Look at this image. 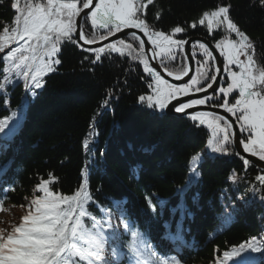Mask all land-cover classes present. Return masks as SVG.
Instances as JSON below:
<instances>
[{
    "label": "snow or ice",
    "instance_id": "obj_1",
    "mask_svg": "<svg viewBox=\"0 0 264 264\" xmlns=\"http://www.w3.org/2000/svg\"><path fill=\"white\" fill-rule=\"evenodd\" d=\"M252 2L256 4L257 0ZM3 3L4 0H0V4ZM9 3L13 18L0 27V53H4L0 57L3 61L0 93L5 96L4 103L9 105L8 86L22 81L25 95L20 108L0 120V142L12 140L25 119L29 96L35 99L36 90L44 86L43 77L55 72L56 66L60 65L62 45L71 42L92 54L84 59L93 65L102 62L105 57L111 58L113 54L138 61L150 90L148 94L138 96V104L161 114L169 110L171 104V110L187 116L195 127L208 129L210 135L206 147L209 158L239 155L247 168L252 161L234 151L238 139L243 153L264 161V63L256 57L257 42L232 17L231 4L218 3L203 10L187 27L176 25L165 32L156 29L145 19V10L153 0H9ZM258 4L264 8V0H258ZM159 17L157 13L156 18ZM198 26L207 30L214 43H192L193 49L198 46L203 57L196 60L195 74L190 75L188 67L189 60L196 59L195 51L191 58H182L178 69H170L169 65L177 60L188 44L181 34L186 33L188 28L196 29ZM126 29L137 30L125 32V36L138 41V48L124 38L101 44ZM138 33H142L147 40ZM218 33L222 35L216 39ZM80 41H83V45L101 46L84 48ZM146 44L152 46L151 56L159 60L160 68L150 62L146 55ZM212 48L219 53V57L214 56ZM221 57L222 69L218 66ZM161 69L176 81L189 78L180 85L169 83L163 78ZM215 83L221 86L213 88ZM208 89L213 90L212 96L205 95L187 102L180 100V97H187L193 92L206 93ZM233 94L237 95L233 98ZM112 95L109 90L101 108L109 106ZM172 101L177 103L172 104ZM210 101L217 103L209 104ZM206 104L222 108L234 118L235 124L212 111H188ZM93 127L90 125L84 144L86 152L98 135L91 130ZM234 128L239 129V137ZM8 146V143H0V149L6 150ZM204 155L197 152L189 157L188 179L183 187L177 188V194L181 197L201 177L199 168ZM92 163L91 158L86 161L81 169L78 187L71 194H64L54 187L59 178L53 172L47 173V178L37 177L31 197H25L27 203L11 206L24 209L19 223L0 221L8 224V228H0V264H183L178 256L161 254L156 250V246L128 216L124 207L126 200H113L115 211L100 205L99 217L89 210L90 205L99 204L90 189L89 165ZM10 164L11 161L0 166V175ZM138 171L133 169L136 175ZM229 179L237 181L235 174ZM255 180L260 187L249 191L261 192L259 198L264 201V174L257 175ZM9 191H15L14 184L0 187V212L11 210L5 206V201L10 199L7 196ZM145 199L153 214L157 213V206L160 214L163 213L167 201L154 203L150 197ZM177 210L183 217L186 211L183 202L172 211L175 213ZM227 219H231L230 213ZM125 236L129 238L123 239ZM178 238V235L173 237L170 231L161 237L162 240ZM261 251H264V239L253 237L225 251L223 260L218 259L216 264L227 261H231V264H253L248 254Z\"/></svg>",
    "mask_w": 264,
    "mask_h": 264
},
{
    "label": "trees",
    "instance_id": "obj_2",
    "mask_svg": "<svg viewBox=\"0 0 264 264\" xmlns=\"http://www.w3.org/2000/svg\"><path fill=\"white\" fill-rule=\"evenodd\" d=\"M218 3L231 4L232 17L257 42L256 57L264 63V8L258 0L256 4L252 0H153L145 10V19L166 32L176 25L187 27L203 10ZM12 18L9 0H4L0 4V27ZM198 31L196 28L189 33ZM85 56L92 54L71 42L62 45L60 65L43 77L44 86L36 90L35 99L29 96L22 125L8 148L0 149V166L11 161L0 175V187H15L7 193L10 199L5 206L22 209L11 206L27 203L25 197H31L37 177L47 178L49 172L59 178L54 187L71 194L78 187L81 169L91 158L90 189L99 204L90 205L89 210L99 217L100 205L115 211L112 201L126 200L128 216L161 254L176 255L183 264H216L223 260L225 251L253 237L263 239L262 193L249 191L260 187L255 177L262 173L250 168L251 164L246 168L234 155L206 157L199 168L201 177L181 197L177 188L188 179L189 157L203 149L208 151L210 134L189 119L165 116L138 104V96L150 91L138 61L113 54L93 65ZM180 64L174 63L172 70ZM109 90L113 93L109 106L101 108ZM24 95L22 81L8 86L9 105L0 93V120L20 108ZM90 125L98 135L86 152ZM133 169L139 170L138 175ZM233 174L236 182L229 179ZM146 197L154 203L167 201L163 213L157 206L153 214ZM181 202L186 209L183 217L179 210L172 211ZM166 231L179 238L162 240ZM248 255L253 264H264V251Z\"/></svg>",
    "mask_w": 264,
    "mask_h": 264
},
{
    "label": "water",
    "instance_id": "obj_3",
    "mask_svg": "<svg viewBox=\"0 0 264 264\" xmlns=\"http://www.w3.org/2000/svg\"><path fill=\"white\" fill-rule=\"evenodd\" d=\"M134 30H131V29H126L124 32H121V33H118L116 37H111L109 41H104V42H101L102 43H107V42H111V40H115L116 38H124L125 37V32L127 33H131L133 32ZM139 35L142 36L143 39H145V37H143V35L141 33H138ZM146 41V39H145ZM194 41H201V42H206V43H209L208 41L202 39V38H189L188 39V44H186L184 46V54H185V57H188V58H191V53H190V50H191V44L194 42ZM80 44L83 45V41H80ZM101 44H95V45H83L84 48H88V47H98V46H101ZM210 44V43H209ZM211 45V44H210ZM151 47L149 44H146V55L148 56L150 62L157 68H160V66L158 65V63L156 62V59H153L152 56H151ZM213 51V54L214 56H217L219 57V54L218 52L215 50V48H212L211 49ZM221 69L223 68L222 67V60L220 58V62H219V65H218ZM188 67L190 68V75L193 74L194 72V62L193 60H189L188 62ZM161 72H162V75H163V78L167 79L169 81V83H173V84H177V85H180V84H183L185 83L189 77H184L182 80L180 81H176L174 80L171 76L167 75L166 73H164L161 69ZM219 85V83H215L213 84V88H217ZM210 94H213V90L212 89H208L207 92H197V93H193L187 97H180V100H183L185 102H187L188 100L190 99H195V98H203L205 95H210ZM177 103V101H172V104H175ZM172 109V105L170 104L169 105V110H165V112L163 113L165 116H169V117H176V118H183L185 117V115H182V114H178V113H175L174 110H171ZM197 110H200V111H212V112H215L217 113L218 115H223L226 119H228L230 122H232L233 124H235V121L234 119L229 115L227 114L226 112H224L223 110H220V109H216V108H210V107H202V106H198V107H195L193 109H189L188 111L189 112H192V111H197ZM233 131L236 133V136L239 137L240 133H239V129L238 128H234ZM234 150L235 152H238L240 153L241 155L245 156L246 158H248L250 161H252L251 165H254L255 167H257L259 170H262L264 171V161H260L258 160L256 157H251L249 156L247 153H243V149L242 147L239 146V143H238V139H237V142L234 146ZM239 156V155H238Z\"/></svg>",
    "mask_w": 264,
    "mask_h": 264
},
{
    "label": "flooded vegetation",
    "instance_id": "obj_4",
    "mask_svg": "<svg viewBox=\"0 0 264 264\" xmlns=\"http://www.w3.org/2000/svg\"><path fill=\"white\" fill-rule=\"evenodd\" d=\"M154 27L156 28V26L154 25ZM197 29L199 30L197 33H194V34H190L189 33V31H193L194 29H191V28H188V30H187V32L186 33H184V34H181V36L183 37V38H185V39H189V38H202V39H204V40H206V41H208L210 44H212V43H214V41H213V37H211V36H209L208 35V33H207V30L205 29V28H203V27H200V26H198L197 27ZM131 30H134V31H137V30H135V29H131ZM88 31H89V34H90V25L88 26ZM166 32H168V31H166ZM142 34V33H141ZM143 35V34H142ZM222 35V33H218L217 34V36H216V39H219L220 38V36ZM124 39H126V42H128V43H132L135 47H138V44H136V42L135 41H132V40H130L128 37H124ZM145 39L147 40V38L145 37ZM139 43V42H138ZM150 45V44H149ZM150 47H152L151 45H150ZM196 49L198 50L199 48H198V46L195 48V49H193V47H192V44H191V50H190V53H191V56H192V54H193V52L195 51L196 52V59L195 60H193V62H194V72H193V74H195V68L197 67V64H196V60H202L203 59V57L200 55V52H197L196 51ZM219 54V53H218ZM183 57H185V54H184V50H183V52L177 57V60L176 61H174L172 64H170L169 65V68H171L172 67V65L174 64V63H177V62H181L182 61V58ZM221 60H222V67H223V58L221 57ZM156 62L158 63V65L160 66V64H159V60H157L156 59ZM163 71V70H162ZM167 74V73H166ZM221 86V84H219L218 85V87H220ZM217 87V88H218ZM193 93H197V92H193ZM192 93V94H193ZM214 94V93H213ZM213 94H210V95H208V96H212ZM235 95H237V94H233V98L235 97ZM217 103V101H210L209 102V104H216ZM209 104H206V105H200V106H202V107H210L209 106ZM196 107H198V106H196ZM210 108H216V109H220V110H223L222 108H219V107H210ZM228 114V113H227ZM230 115V114H229ZM184 119H188V117L187 116H185V117H183ZM233 118V117H232ZM234 119V118H233ZM190 121V120H189ZM191 122V121H190ZM201 128H203V130L204 131H206V128H204V127H201ZM235 151V150H234ZM234 156H236V159H240V156H238V155H234ZM242 160V159H241ZM251 167L250 168H254L257 172H261L262 174H264V171H262V170H259L257 167H255L254 165H250Z\"/></svg>",
    "mask_w": 264,
    "mask_h": 264
},
{
    "label": "rangeland",
    "instance_id": "obj_5",
    "mask_svg": "<svg viewBox=\"0 0 264 264\" xmlns=\"http://www.w3.org/2000/svg\"><path fill=\"white\" fill-rule=\"evenodd\" d=\"M137 43H138V41H137ZM138 47H139V43H138ZM196 51L197 52H200L199 49L198 50L196 49ZM176 69H178V68H176ZM176 69H174V70H176ZM206 132L209 133L208 129H206ZM203 153L205 154L204 155L205 156L204 158L208 157V151H206V149H203ZM23 214H24V210L23 209H16V208L15 209L14 208L12 209L11 208L10 215L9 216L6 215V213L4 211L3 212H0V221H5V222L11 221L13 224H18L19 223L18 218L21 217ZM0 228H8V224L7 223H0ZM262 238L264 239V234L262 235Z\"/></svg>",
    "mask_w": 264,
    "mask_h": 264
}]
</instances>
